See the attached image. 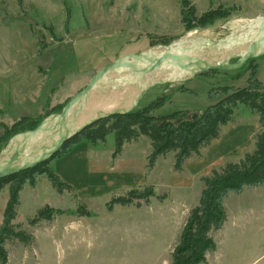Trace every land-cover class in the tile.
<instances>
[{"label":"rangeland","instance_id":"obj_1","mask_svg":"<svg viewBox=\"0 0 264 264\" xmlns=\"http://www.w3.org/2000/svg\"><path fill=\"white\" fill-rule=\"evenodd\" d=\"M188 2L195 19L188 9L183 15L180 0H0V93L5 78L13 76L9 72L16 70L14 66L29 70L24 73L29 80L34 79L31 70L37 66L44 79L48 74L49 82L58 81L53 93L62 88V94H68L66 99L59 98L64 100L59 103L62 105L95 71L119 56L176 40L189 32L217 39L255 15H264V0ZM215 10L229 15L187 29L197 20L215 16L211 14ZM263 56L254 58L255 62L263 61ZM248 67L247 60L235 70H211L185 81L154 86L138 106L165 95V103L154 108L152 114L184 110L194 119L222 97L221 87H245ZM261 68L255 78L264 85V64ZM184 88L187 91H181ZM209 92L216 97L210 98ZM51 108L49 98L41 115ZM10 126L0 120V138L8 136L6 129ZM262 129L264 123L259 122L258 114L238 104L219 137L201 148L200 155L187 158L179 172L173 169L174 152L158 157L152 168L147 167L151 146L145 136L123 146L122 155L114 162L112 133L89 151L78 149L82 147L80 142L75 144L50 161L55 167L58 159H69L59 167L70 181L58 176L71 184L72 190L57 192L45 174L36 175L33 186L29 181L24 183L13 223L33 233L35 241L32 245L7 241V264H170L183 222L198 202L201 177L252 150L255 136ZM8 140L0 142V150ZM147 185L155 193L148 205L115 204L111 211L106 209L105 203L112 196ZM162 194L166 198L158 200ZM7 197L5 184L0 189V222ZM79 204L91 214L76 215ZM45 205L57 210L53 220L29 225L27 220ZM223 205L227 220L212 233L217 248L207 253L206 264H264V184L230 193Z\"/></svg>","mask_w":264,"mask_h":264},{"label":"trees","instance_id":"obj_2","mask_svg":"<svg viewBox=\"0 0 264 264\" xmlns=\"http://www.w3.org/2000/svg\"><path fill=\"white\" fill-rule=\"evenodd\" d=\"M180 2L183 15L188 9L190 17L195 19L194 8L189 7L188 0H180ZM211 14L215 16H209L203 21L197 20L196 24L189 25L187 29L200 28L217 17L226 18L229 15L227 13L220 15L216 10ZM202 18L200 17L199 20ZM170 42L162 41L161 45ZM150 44L154 45L153 42ZM255 60L254 58L248 60V83L245 87H221L222 97L205 107L194 119L188 118L184 110H174L164 115L152 114L154 108H159L165 103L166 96L161 95L130 112L104 117L94 122L67 140L50 159L0 178V189L8 184V197L0 222V264H7L8 261V252L5 248L7 241L15 239L24 245H32L35 241L33 233L13 223L16 207L19 204V192L24 183L29 181L33 186L34 177L45 174L57 192L72 190L73 186L62 180L50 168L49 162L65 154L82 138L94 145L97 142L104 143L107 134L112 133L114 148L111 158H115L121 153L124 143L145 136L151 146L147 156V167L152 168L158 157L174 152L173 169L179 172L182 171L183 163L187 158L200 155L201 148L208 146L212 140L219 137L221 127L232 120L234 109L238 104H244L255 111L259 116V122L264 123V85L255 78L258 70V63ZM208 96L212 99L216 97L210 92ZM63 104H57L37 117L19 118L6 129L8 136L0 138V142L8 140L18 130L34 128L43 117L60 110ZM201 181L203 187L198 202L189 210L183 222L170 253V264H206L207 253L214 252L217 248L212 233L219 230L227 220L224 199L230 193L238 194L245 188H256L264 184V129L256 134L252 150L245 152L238 161H228L219 168L212 169L208 175L201 177ZM153 196L155 193L151 185L131 188L124 194L112 196L105 203V207L108 211H111L115 204H133L141 207L148 205ZM164 198H166L165 194L157 196L158 200ZM75 213L78 216L91 214L83 204L77 206ZM56 214L57 210L54 207L45 205L27 221L29 225L34 226L41 221L50 222Z\"/></svg>","mask_w":264,"mask_h":264},{"label":"water","instance_id":"obj_3","mask_svg":"<svg viewBox=\"0 0 264 264\" xmlns=\"http://www.w3.org/2000/svg\"><path fill=\"white\" fill-rule=\"evenodd\" d=\"M264 55V15H255L214 39L189 32L168 44L117 57L94 72L61 109L0 150V178L50 159L94 122L132 111L152 87L181 82L211 70H235Z\"/></svg>","mask_w":264,"mask_h":264},{"label":"crops","instance_id":"obj_4","mask_svg":"<svg viewBox=\"0 0 264 264\" xmlns=\"http://www.w3.org/2000/svg\"><path fill=\"white\" fill-rule=\"evenodd\" d=\"M262 59L263 61H260L259 59L257 60V63L259 64L257 73L262 69L261 67L264 64V56ZM14 67L16 68V70L9 72V74L12 73L13 76H8L5 78L7 82H4L6 85L3 88V93H0V120L3 123L12 124L21 117L39 116L42 113V109L45 108L49 98L51 107H53L56 104L64 102V100L60 101L59 98L63 97V99H66L64 97L68 96V94H62L64 92L61 90L62 88L57 91V94L53 93L59 86L57 85L58 81L56 82L57 84L49 82L48 74L44 79L43 76L40 75V73L37 71V66L33 67L31 70V74L33 75H31L30 77H34V79L31 80H29V77L24 76V73L27 74L29 70L25 71L23 69H19L18 66ZM48 71H50V69ZM61 78L62 76H60V79ZM131 142L133 143L135 141L133 140L130 142H126L123 146ZM80 143L83 147L78 148L80 150L89 151L93 146V144L87 140H81ZM123 150L124 147H122L121 153L117 155L112 160V162L120 158ZM58 160L59 163L57 162L58 164H56L55 167L51 166V162L49 166L61 178L70 181L62 171V168L59 167L61 163H66L69 159L63 157ZM90 189L93 190L94 188L92 187Z\"/></svg>","mask_w":264,"mask_h":264}]
</instances>
